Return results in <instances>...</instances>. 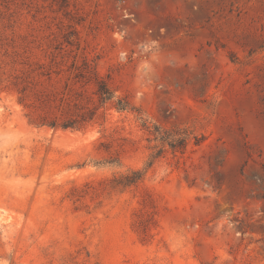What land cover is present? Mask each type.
<instances>
[{"label": "rangeland", "instance_id": "obj_1", "mask_svg": "<svg viewBox=\"0 0 264 264\" xmlns=\"http://www.w3.org/2000/svg\"><path fill=\"white\" fill-rule=\"evenodd\" d=\"M0 264H264V0H0Z\"/></svg>", "mask_w": 264, "mask_h": 264}, {"label": "trees", "instance_id": "obj_2", "mask_svg": "<svg viewBox=\"0 0 264 264\" xmlns=\"http://www.w3.org/2000/svg\"><path fill=\"white\" fill-rule=\"evenodd\" d=\"M83 65L85 68V72L87 73L85 75V80L86 82L91 81V83H93L94 92L98 97V105L103 106L107 102L112 101L115 95L108 83L107 78L98 75L94 67L90 66V64H88L87 61H84ZM46 73H50V72H46ZM114 107L118 110H134L133 105H131L129 100L125 97L118 98L114 102ZM83 119H84L83 117L76 118V117H71V116L57 118L55 116H50L47 112H44L37 119L33 120V122L38 125H46L51 128L61 127V128L78 129L81 127ZM142 125H145V123L143 122ZM161 139H163V136L161 137ZM184 140L185 138H181L180 141L178 142V145L174 143H169V144L171 147L178 146L180 149H183L185 146ZM160 153H161V150L158 149L156 153L152 156L155 158ZM142 174L143 173L140 170L131 171L130 175H125L123 177V182H122L123 185L135 183L141 178Z\"/></svg>", "mask_w": 264, "mask_h": 264}]
</instances>
